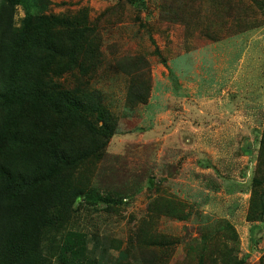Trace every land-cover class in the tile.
Segmentation results:
<instances>
[{
    "label": "rangeland",
    "instance_id": "obj_1",
    "mask_svg": "<svg viewBox=\"0 0 264 264\" xmlns=\"http://www.w3.org/2000/svg\"><path fill=\"white\" fill-rule=\"evenodd\" d=\"M50 1L46 11L84 8L96 25L88 87L115 122L94 181L125 195L111 213L82 208L44 230L39 263L61 264L63 254L68 264H264L255 207L264 190V0ZM25 12L18 6L17 25ZM133 72L149 85L135 106L126 101Z\"/></svg>",
    "mask_w": 264,
    "mask_h": 264
},
{
    "label": "trees",
    "instance_id": "obj_2",
    "mask_svg": "<svg viewBox=\"0 0 264 264\" xmlns=\"http://www.w3.org/2000/svg\"><path fill=\"white\" fill-rule=\"evenodd\" d=\"M50 3L0 0V264H40L44 230L63 228L82 208L111 213L125 195L94 181L115 122L102 92L88 87L100 53L96 25L84 8L53 13L46 11ZM18 6L26 10L20 25ZM228 6L222 10L231 13L235 7ZM140 73L130 74L126 101L131 106L149 96ZM66 74L81 80L65 87L57 79ZM259 143L258 164L264 166V127ZM262 182L257 179L255 186ZM261 194L255 207L264 221V190ZM225 223L235 240V230ZM60 260L69 263L63 254Z\"/></svg>",
    "mask_w": 264,
    "mask_h": 264
}]
</instances>
